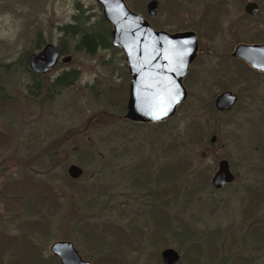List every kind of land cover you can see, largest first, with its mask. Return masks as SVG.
Instances as JSON below:
<instances>
[{
  "label": "rangeland",
  "instance_id": "1",
  "mask_svg": "<svg viewBox=\"0 0 264 264\" xmlns=\"http://www.w3.org/2000/svg\"><path fill=\"white\" fill-rule=\"evenodd\" d=\"M123 1L162 30L194 25V10L202 3L157 0L155 15L148 16V0ZM202 1L209 5V0ZM224 1L228 5L229 0ZM260 2L264 14V0ZM174 5L180 6L175 10L184 11L169 22L165 12L173 11ZM214 5L206 13L211 25ZM81 10L91 15V21L101 15L94 0H0V264H52L42 258L53 256L49 246L56 241H69L90 264H161L159 253L165 247L178 252L174 264H187L193 259L189 254L187 261L182 258L187 243L197 245L198 236L205 238L212 232H217L223 246L238 250L237 237L250 222L242 214L244 188L264 182V90L255 103L243 95L235 109L221 113L212 108L221 88H199L197 94L194 81L187 82L188 94L171 116L154 122L129 121L123 117L129 75L122 52L112 46L87 54L74 49L77 38H65L59 43L62 56L42 75L51 79L76 71V79L51 100L32 101L26 90L29 54L45 43L57 46L59 28ZM253 30L257 28L239 37L247 40ZM259 33L264 41V28ZM211 44L202 41L200 49L209 51ZM222 82L226 83V76ZM124 85L120 110L121 105L111 99L113 89ZM80 155H84L83 164L77 162ZM178 158L189 167L172 182L167 164ZM220 159L227 161L233 180L216 189L210 179ZM69 164L82 169L78 178L67 176ZM26 175L47 183L58 204L52 210H40L46 213L44 233L18 235L5 252L3 236L17 235L26 216L24 207L9 199L16 191L2 187ZM158 193L167 204L153 199ZM261 206L256 218L264 229ZM107 224L117 233L110 229L104 235L100 227ZM86 230L91 237L84 235ZM29 239L34 247L27 246ZM199 264L214 262L203 259Z\"/></svg>",
  "mask_w": 264,
  "mask_h": 264
},
{
  "label": "water",
  "instance_id": "2",
  "mask_svg": "<svg viewBox=\"0 0 264 264\" xmlns=\"http://www.w3.org/2000/svg\"><path fill=\"white\" fill-rule=\"evenodd\" d=\"M95 1L101 6L103 19L110 25V44L122 52L129 75L123 117L133 122H154L171 116L175 106L184 98L179 77L190 57L182 59L176 46L177 38L154 31L146 19L129 10L123 0ZM155 10L156 0H149L145 4L146 14L153 15ZM67 59L61 58L62 61ZM56 61L54 45L45 43L38 52L29 54L28 67L35 73H45ZM232 101L233 96L224 92L215 97L214 106L226 110ZM213 139L211 136L210 141ZM66 173L69 178L76 179L82 169L69 164ZM232 180L227 161L218 160L210 185L218 189ZM49 251L59 264H90L81 259L69 241L53 242ZM159 255L161 264H174L179 258L178 252L171 247L161 249Z\"/></svg>",
  "mask_w": 264,
  "mask_h": 264
},
{
  "label": "trees",
  "instance_id": "3",
  "mask_svg": "<svg viewBox=\"0 0 264 264\" xmlns=\"http://www.w3.org/2000/svg\"><path fill=\"white\" fill-rule=\"evenodd\" d=\"M90 16V14L86 15L81 10L77 15L72 16L71 23L65 24L59 28V33L61 34L58 39L59 42L56 46L59 51L62 52L59 43L62 41L65 42V38H67V40L77 38L74 49L83 50L87 54H91L98 47L113 48L109 43V24L103 19L101 15H99L94 21L90 20ZM26 73L28 74L29 78V83L26 85L27 95L30 96L32 101H38L40 98H47L49 100L52 96L58 93L60 88L70 85L77 77L76 71L63 72L51 79H46L44 78L45 75H42L41 73H35L28 69H26ZM124 73L127 75L125 71ZM125 93V85L121 88V90H119V87L113 89V98L111 100L113 104L121 105L120 110H122V102ZM83 157L84 155L78 156L77 162L79 164H83V160H85ZM179 159L180 161L177 162ZM174 164L179 165L174 168ZM167 165V177L172 182H174L181 175H184V169L189 167L188 162L183 160V158H178L174 161H171ZM194 177L198 179V171L195 173ZM2 188L4 191L8 190L9 188L16 191L15 194L13 193V197L9 199L12 202H15L17 206H23V215L26 216V219H21L22 227L20 228V231L16 233L17 235H9V237L3 236L2 239L4 251L6 252L10 251L9 249L12 247L11 239L17 238L16 236L22 235L25 232L30 235H34L35 232L39 231L43 232L42 219L45 218L44 216L46 213H41L40 210H52L58 203L57 197L50 193L51 189L48 187V184L41 180L38 181L36 178L30 175H26L19 180L8 182ZM163 188L159 187L158 192H160V190ZM2 193H4L3 190ZM244 193L246 202L242 208V214L244 217H250V222L243 234L237 237L240 242L239 249L233 251L229 245L223 246L221 241H219V237L216 236L217 232H212L210 233L212 236L207 235L205 238L204 236H202V238L198 236V246L195 243H192V241H189L187 243L188 248H186V250L183 252L182 258L186 261V254H189L193 258H190L191 261L189 263L187 262V264H196L197 262L199 264L203 259L211 260L214 262V264H264V259L262 260L261 258V256L264 255V229L263 226L259 228L257 224L258 220L256 218V210L259 209L260 205L263 206L264 204V182L258 186H248L247 188H244ZM158 194L159 195H153V199L159 198L162 200V203L167 204V201H163V197L161 195L162 193ZM39 211L40 213L38 214ZM34 214L37 216L31 217V215ZM166 215L167 214L164 212V219L166 222L164 229L168 231L170 225ZM111 226L112 225L109 224L101 225L100 231L104 235L110 232V229H113V233H117V228H113ZM90 230H86L84 235L91 237L88 235V231ZM45 231L46 230L44 229V232ZM213 234H215L214 237ZM157 235L163 236V233L160 234L159 232ZM215 243L219 245L217 246ZM27 246L34 247L33 242L31 240L30 242L28 241ZM36 253L38 254L37 247ZM217 253H219V256H216ZM156 257L157 255L155 256V260H157ZM42 259H45L47 262L52 264H59L58 260L53 256L47 258L44 257Z\"/></svg>",
  "mask_w": 264,
  "mask_h": 264
},
{
  "label": "flooded vegetation",
  "instance_id": "4",
  "mask_svg": "<svg viewBox=\"0 0 264 264\" xmlns=\"http://www.w3.org/2000/svg\"><path fill=\"white\" fill-rule=\"evenodd\" d=\"M215 1L220 3V6ZM215 1L209 0V5H207L206 1L200 0L201 7L196 6L194 25L191 26L180 25L174 29L162 30L155 29L151 23L146 21L154 31H162L170 36H175L177 38L176 46L181 51L182 59L190 57L184 72L179 77L180 84L184 89L182 101L188 94L187 82L194 81L197 94L199 88H221L216 96L228 92L233 96V101L229 109L219 110L214 106L215 96L212 108L217 112L224 113L235 109L243 95L252 99L250 102L254 103L257 95H262V89L264 90V41L258 37L261 35L259 29L264 28V14H261L260 0H229L228 5L224 0ZM94 2L101 10L100 4L95 0ZM213 5L215 21L211 25V20L206 13L208 10H212ZM174 6L173 11L166 10L165 12L168 20L177 18L176 15L184 11L175 10L180 6ZM198 10L200 11L198 12ZM253 27L257 30L252 31L251 38L244 40L239 37V33L243 34ZM207 40L210 41V44L212 43L211 49L202 51L200 49L201 42ZM54 49L57 52V59H59L62 52L56 46ZM220 49L223 50L221 54L218 52ZM193 73L194 77H192ZM224 76H226L225 84L221 83V78L223 79Z\"/></svg>",
  "mask_w": 264,
  "mask_h": 264
}]
</instances>
